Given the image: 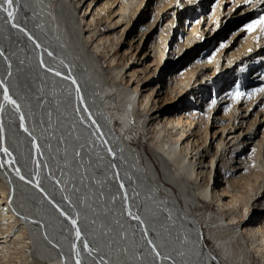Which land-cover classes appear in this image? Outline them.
Returning <instances> with one entry per match:
<instances>
[{"label": "bare ground", "instance_id": "bare-ground-1", "mask_svg": "<svg viewBox=\"0 0 264 264\" xmlns=\"http://www.w3.org/2000/svg\"><path fill=\"white\" fill-rule=\"evenodd\" d=\"M261 13L0 0V264H264Z\"/></svg>", "mask_w": 264, "mask_h": 264}, {"label": "rangeland", "instance_id": "rangeland-1", "mask_svg": "<svg viewBox=\"0 0 264 264\" xmlns=\"http://www.w3.org/2000/svg\"><path fill=\"white\" fill-rule=\"evenodd\" d=\"M180 1V0H179ZM204 8V7H203ZM203 10L201 9L200 10V12H202ZM193 15L195 14L196 15V13H194V11H192L191 12ZM192 16V15H191ZM198 16V15H197ZM260 16H264V14H259V15H255L254 17H247V19H244L243 20V17H241V18H235L234 20H236L235 22H233V24L231 23L230 25H227V26H225L222 30H221V32H222V35H221V38H219L220 39V41H223V43L227 40V37H228V35H229V33L230 32H232L234 29H235V26L236 25H238V26H242V25H247L248 23H253L254 21H256ZM173 17H174V19L173 20H175L176 19V17L173 15ZM190 17V16H189ZM188 19V17L185 19V20H187ZM176 21V20H175ZM178 23V22H177ZM249 25V24H248ZM238 26H236V27H238ZM243 27H245V26H243ZM110 29V26L108 25V24H105V25H103V28H102V32L103 33H106L108 30ZM175 30H176V26H175ZM131 31H133V29H131ZM177 32H178V30H176ZM176 31H173V33L171 34V36H170V42L174 39V36H175V34L177 33ZM134 32H136V30L135 31H133V33H131V35L129 34V36H127L125 39H127V40H130V39H132V38H134L135 36H136V33H134ZM163 34V33H162ZM161 34V35H162ZM151 35H154V32H151ZM150 36V35H149ZM154 37H157V40L159 41L160 40V33L158 32L157 34H155V36ZM218 39V38H217ZM217 39H215L214 40V42H213V46H211L206 52L204 51V55H205V53L206 54H208V52L214 47V44H215V42L217 41ZM146 47L147 46H145L144 45V47L142 48V50H141V52H140V54H142V53H145L146 51H147V49H146ZM206 47H208V45L206 44V45H204L203 47H201V49H199L198 51H202V50H204V48H206ZM125 47H123V49H124ZM199 56V55H198ZM197 56V57H198ZM203 56V55H202ZM202 56H201V58H202ZM167 57H168V51H167ZM185 60V59H184ZM179 65V64H178ZM177 66V65H176ZM252 71V70H251ZM248 72L247 73V75H245V77L244 78H246V79H249V75L252 73V72ZM159 75H161V72H159L158 73V77H159ZM234 78V77H233ZM231 80H233V79H231ZM230 80V81H231ZM225 82H222V84L221 85H219L218 87H217V89H216V94L218 95V91L220 92L221 90H222V86L224 85V83H226V82H228L229 81V79L227 80H224ZM152 84V83H151ZM150 84V85H151ZM146 88H144L143 89V91L144 90H147L148 88H149V85H147V86H145ZM238 88H240V86L239 85H237L236 86V84H235V86L233 87V89H232V92H236L237 90H238ZM213 93H215V91H213V90H211V95L213 94ZM145 94H146V92H145ZM209 94V95H210ZM216 94H215V96H216ZM218 97V96H217ZM258 108H260V105L259 104H257V106H256V108L255 109H258ZM262 122V127H261V129L259 128L258 129V132H257V139L258 138H260V135L262 134V131H263V128H264V119L261 121ZM119 123H117V132L121 129L120 128V126L121 125H118ZM258 125H260V124H258ZM258 125H257V127H258ZM256 127V128H257ZM256 128H254L252 131H251V133L250 134H252L254 131H256ZM138 140V139H137ZM248 147L245 145V146H242L240 149H242V150H244V149H247ZM248 154V155H247ZM250 154H251V151H247V153H246V156H250ZM263 155H264V153H263ZM255 167V168H254ZM253 172H255L257 175H259L260 177H262V179H264V163L263 162H260V164H255V165H253ZM251 172H252V170H251ZM214 184V180L212 181V185ZM214 205H210V210L211 211H215L216 209H215V207H213ZM213 208H214V210H213ZM205 228V227H204ZM204 228H201V230H200V233H201V235H202V237H203V239H204ZM210 246L212 247V244H210ZM214 262L216 263V264H219V261L218 260H214Z\"/></svg>", "mask_w": 264, "mask_h": 264}, {"label": "snow or ice", "instance_id": "snow-or-ice-1", "mask_svg": "<svg viewBox=\"0 0 264 264\" xmlns=\"http://www.w3.org/2000/svg\"><path fill=\"white\" fill-rule=\"evenodd\" d=\"M252 0H248V3L250 4ZM9 4H11V0H9ZM11 15V14H10ZM257 28H259L261 31H264V16H260L256 21L253 23H250L247 26V31L249 33L255 31ZM261 91H264V89H261Z\"/></svg>", "mask_w": 264, "mask_h": 264}]
</instances>
